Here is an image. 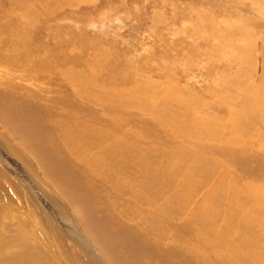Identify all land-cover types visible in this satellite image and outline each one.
I'll list each match as a JSON object with an SVG mask.
<instances>
[{
  "label": "rangeland",
  "instance_id": "1",
  "mask_svg": "<svg viewBox=\"0 0 264 264\" xmlns=\"http://www.w3.org/2000/svg\"><path fill=\"white\" fill-rule=\"evenodd\" d=\"M133 239L264 264V0H0V264Z\"/></svg>",
  "mask_w": 264,
  "mask_h": 264
},
{
  "label": "bare ground",
  "instance_id": "2",
  "mask_svg": "<svg viewBox=\"0 0 264 264\" xmlns=\"http://www.w3.org/2000/svg\"><path fill=\"white\" fill-rule=\"evenodd\" d=\"M39 118H38V116H36V121L38 120L37 123L39 122ZM24 122L29 124L28 117L25 118ZM37 123L34 125V127L37 126ZM120 253H122L121 259L126 264H145L144 259L146 258V253H145L144 249L141 247V244L140 243L138 244V241L136 239H133L130 242L129 251L128 250L127 251H121ZM98 260H99V258H98ZM95 262H96V260H95ZM100 264H102V263H100Z\"/></svg>",
  "mask_w": 264,
  "mask_h": 264
}]
</instances>
